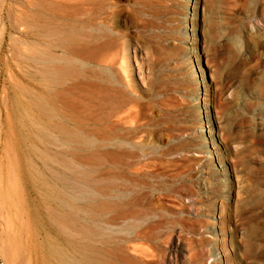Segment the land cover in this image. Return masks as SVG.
<instances>
[{
    "label": "rangeland",
    "instance_id": "obj_1",
    "mask_svg": "<svg viewBox=\"0 0 264 264\" xmlns=\"http://www.w3.org/2000/svg\"><path fill=\"white\" fill-rule=\"evenodd\" d=\"M15 1L21 18L27 0ZM34 4L39 0H32V19ZM95 4L85 1L70 16L93 32L103 20L120 41L117 47L127 42L128 55L124 45L121 59L115 49L120 60L112 69L124 75L119 82H132L121 83L130 102L123 115L128 123L108 116L99 124L107 130L101 128L100 140L124 130L131 142L121 161L109 158L105 170L118 167L116 178L112 171L102 173L106 181L123 183L131 200L121 212L103 210L106 225L130 236L125 246L137 264H264V0H104L102 8L96 4L99 10ZM24 24L17 21L13 28L5 11L0 13V187L5 188L14 183L6 156L14 86L32 88L28 65L13 46L24 54L32 46L42 48L26 37ZM30 148L27 143L22 149L19 185L32 212V203L36 210L44 202L30 176ZM128 225L133 230L124 231ZM4 230L0 215L1 235ZM22 237L18 264H32L31 234ZM1 240L0 264H10ZM134 246L146 249L140 250L143 256Z\"/></svg>",
    "mask_w": 264,
    "mask_h": 264
},
{
    "label": "bare ground",
    "instance_id": "obj_2",
    "mask_svg": "<svg viewBox=\"0 0 264 264\" xmlns=\"http://www.w3.org/2000/svg\"><path fill=\"white\" fill-rule=\"evenodd\" d=\"M9 1L7 7L8 0H0V13L5 11L13 28L17 21L24 22L28 27L26 37L39 42L42 48L32 46L24 54L16 44L13 46L15 55L28 65L32 88L14 86L15 109L13 118L9 117L7 122L6 156L14 183L11 187H0V215L5 225L0 237L6 259L10 264L20 262L24 249L22 234L26 232L31 234L27 247L32 264H137L138 258L130 256L125 246L132 240L130 236L116 234L115 229L106 225L109 221L101 216L103 210L114 208L118 212L131 202L128 191L122 192L124 184L115 179L118 167L112 166L114 170H111L115 180L103 179L104 174L111 172L105 170L110 168L107 167L111 163L109 158L117 163L130 149L131 142L124 136L127 132H121L124 124L117 126L121 127L122 134L118 131L113 134L111 130L112 138L107 141L111 152L106 140L99 138L101 130H106L99 124L106 117L116 119L117 124L124 119V113L126 118L128 93L122 89L126 81L119 82L124 80V75L115 74L112 66L121 59L123 45V54L128 55L127 42L117 47L120 41L102 19L93 32L92 27L93 31H87L90 26L85 28L83 19L70 16V9L79 8L85 1L101 7L104 0H39L33 7V19L32 0H27L21 18L17 16L16 1ZM85 46H92L88 58L89 50ZM115 49L121 53L116 54ZM125 59L121 63L126 64L123 69L130 79L133 71L128 57ZM27 143L31 145L30 176L33 183L39 184L44 202L36 210L32 203V212L19 185L22 149ZM124 228V231L133 230L130 225ZM133 250L139 254L143 251L137 246Z\"/></svg>",
    "mask_w": 264,
    "mask_h": 264
}]
</instances>
